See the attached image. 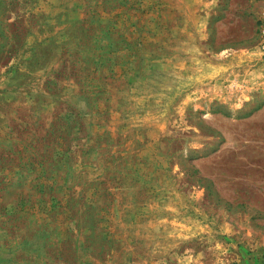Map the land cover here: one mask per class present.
Segmentation results:
<instances>
[{"label": "rangeland", "instance_id": "obj_1", "mask_svg": "<svg viewBox=\"0 0 264 264\" xmlns=\"http://www.w3.org/2000/svg\"><path fill=\"white\" fill-rule=\"evenodd\" d=\"M0 264H264V0H0Z\"/></svg>", "mask_w": 264, "mask_h": 264}]
</instances>
